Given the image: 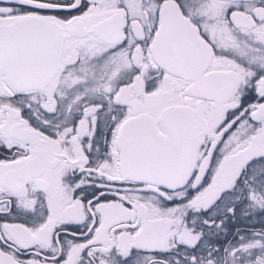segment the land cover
<instances>
[{"label":"snow or ice","instance_id":"1","mask_svg":"<svg viewBox=\"0 0 264 264\" xmlns=\"http://www.w3.org/2000/svg\"><path fill=\"white\" fill-rule=\"evenodd\" d=\"M0 264H264V0H0Z\"/></svg>","mask_w":264,"mask_h":264}]
</instances>
